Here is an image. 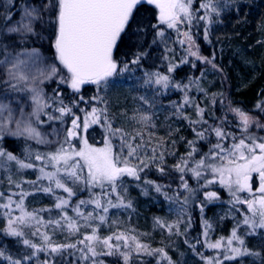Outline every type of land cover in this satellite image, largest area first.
<instances>
[{
  "label": "snow or ice",
  "instance_id": "1",
  "mask_svg": "<svg viewBox=\"0 0 264 264\" xmlns=\"http://www.w3.org/2000/svg\"><path fill=\"white\" fill-rule=\"evenodd\" d=\"M144 3L153 5L157 10L158 25H166L168 29L176 31L178 42L182 46L186 45L187 55L216 67L213 63L214 56L209 59L200 55L192 28L194 22L203 21L204 39L208 41L209 28L214 22L212 17L213 15L218 17L221 13V8L218 7L219 0H202L197 9L193 8V0H35L33 3L20 0L18 7L17 0H6L4 11L0 12V69L3 75L0 85L4 86L2 89L4 99H0V140L7 135L35 140L38 144H51L53 142L45 139L39 130L38 126L44 123L41 120V114L47 115L49 121L54 119L63 121L68 115L73 117L71 128L67 130L63 141L55 142L58 146L54 151L41 153L32 152L26 148L25 159H20L12 152L0 147V168L7 170L5 166L15 162L18 169L36 168L39 172L35 181L19 182L9 175L7 178L9 185H15L20 191L10 192L7 197L0 192V200L5 201L0 203V209L4 210L2 214L6 219L5 233L23 238V245L31 249L30 253L19 259L6 257L9 264H28L33 258H36V264H56V257H63L66 250H73L70 253L73 256L78 252L77 259L81 261V264L88 261L90 264H104L99 257L114 254H118L124 264H130L134 255L141 254L158 256L157 264H161V261L174 264L163 248L153 249L141 243L138 236L131 234L134 230L117 232L106 237H100L98 234L99 226L107 222L110 208L132 207L131 201L126 200L127 189L122 183L125 176L139 181L141 173L152 165H156L160 173L165 172V153L161 150L163 144L154 143V133L149 131L150 128L155 127L153 114L137 110L130 119L140 125L139 130L133 129L129 132L121 127L114 128V118L109 112L107 100L100 95H94L91 100L99 101L104 107L93 106L91 111L85 112L83 129L87 130L91 124H103L107 131L104 146L93 147L86 138H82V146L76 149L71 139L78 135L81 118L72 112V107L64 104L59 90H54V94L48 96L41 87L45 81L58 77V83L68 85L74 93H79L82 86L86 84L95 85L100 92L107 90L111 77L134 71V67L140 64L147 53L137 52L131 60L118 62L114 57V50L122 37L133 29V25H137L133 31L134 35L140 31L137 14ZM14 8L19 12L18 19L15 18ZM200 10H204L203 15H197ZM48 25L54 27L52 46L55 49V60L62 69H66V74H62V69L58 68L57 64L47 63V58L39 48L25 46L29 43V37L40 36L44 39L43 31ZM158 25L153 27L156 28ZM37 26L40 27V32H37ZM182 26H187V30L182 31ZM156 35L163 38L164 29L160 28ZM186 62V59L181 60V63ZM176 67V64L170 63L168 74L145 71L143 86L166 90L172 85L185 92L183 103L173 102L172 106L176 114L188 120L196 139L187 141L190 151L181 156L172 166L181 173V188L189 194H194L195 190L190 188L184 179V175L190 172L198 182L201 179L204 180L201 188L219 183L221 187L228 190L232 198L230 203L234 207L246 205L247 208L242 221L237 223L226 239L221 238L210 242L208 233L211 225L204 221L203 244L208 249L217 250V254L212 257L197 254L201 255L204 264H224V261H235L243 257H257L264 264V252L250 249L245 240V236L254 235L257 230H264V136L249 132L253 124L258 129L264 130V124L239 108L230 109L239 117L237 125L239 135L226 130L225 124L229 123L226 117L218 118L220 119L218 124H209L205 118L206 109L195 103L187 94L191 84L197 82L173 85L169 74ZM198 90L203 91L199 88ZM25 93L28 94L31 112H25L26 102L19 96ZM10 95L12 99H8ZM139 99L143 104L148 105L149 109L152 108L153 103L148 98L140 96ZM80 101H84L83 96L80 97ZM212 102L214 104L215 100L213 99ZM13 103L16 104L15 108ZM76 103L73 102V104ZM189 105L194 106L196 119L183 115V109ZM256 107L264 112V103L257 104ZM49 108L58 112L59 115L49 114L46 111ZM81 111L85 110L81 109ZM212 136H215L216 143L211 144L207 152L200 154L195 146L197 141L209 140ZM113 139H117L119 144H114ZM228 140L232 142L225 146ZM65 144L68 147H65ZM198 155L199 159L196 158ZM49 167L51 171L47 170ZM253 173L258 174L260 181L259 187L255 190L251 184ZM208 175L212 178L207 179ZM44 180L48 181L47 186L43 185ZM65 181L71 182L73 186L84 185L90 193V198L79 200L74 207L71 206V198L76 195V192L73 187H68ZM22 183L32 185L36 191L52 195H55L57 189H62L67 194V198L56 196L54 205L60 210L59 218L45 221L40 216L41 212L50 211V209L28 211L25 207V199L31 193L23 190ZM144 183L154 187L158 193L166 187L150 180H145ZM37 185L39 187H36ZM94 188H99L101 191L94 192ZM242 193L248 195L242 198ZM163 194L170 201L177 200L179 196V193L176 196H169L167 192ZM17 196L19 199H14ZM204 196L207 201L219 199L218 193L214 191H205ZM189 200L190 196H185L181 207L187 205ZM87 206H93V208L85 214L81 209ZM68 207H72L75 218L68 215L66 211ZM203 207L204 205L201 204V212ZM16 210L19 211V215H14ZM180 223L181 221L167 224L159 218L156 220L157 226L167 228L170 233L175 228L177 235L182 234L179 231ZM93 224L96 226L93 227ZM241 225L248 230L245 236L238 234ZM22 226L34 228L32 236H39L40 243L24 238ZM82 226L90 228L91 232L85 234L83 239L76 243H57L47 231L49 228L53 233L56 230H65L69 235H73L79 233ZM42 228L45 230L41 231ZM185 243L188 241L185 240ZM200 243L201 241L197 239L196 244ZM190 246L195 252L196 245ZM98 247L106 251L99 252ZM42 252L47 254L44 260H40L38 256ZM0 256H4L3 251H0Z\"/></svg>",
  "mask_w": 264,
  "mask_h": 264
},
{
  "label": "trees",
  "instance_id": "2",
  "mask_svg": "<svg viewBox=\"0 0 264 264\" xmlns=\"http://www.w3.org/2000/svg\"><path fill=\"white\" fill-rule=\"evenodd\" d=\"M19 2L20 0H17V7ZM27 2L33 3L35 0H27ZM201 2L202 0H193V8H199ZM5 4L6 0H0V12L4 11ZM13 11L16 13L15 18L18 19L19 12L16 8H14ZM230 11L231 16L227 13V16L223 19L220 17V20L225 21L230 19L235 23L230 25L231 27L226 24V30L223 32L221 37L213 33V23L209 28L208 41L204 39L203 21L194 22L192 28L196 45L199 46L200 55L208 57L209 59L213 56L215 57L213 63L216 67L214 68L212 64L187 55L185 51L186 45L182 46L178 42L176 31L168 29L166 25H158L157 10L153 5L144 3L139 8V12L137 14V19L140 21V31L134 35L133 31L137 25H133V29H130L128 33L122 37L121 42L114 50V57L118 62H126L131 60L133 55L137 52H145L147 55L141 60L138 66L134 67V71L125 72L122 75H124L125 78L131 77L143 80L145 71H158L162 74H168L167 70L170 63L177 65L175 70L169 74L172 78L173 85L175 83L188 85L190 81H195L194 78L198 75L200 76L202 73L203 78H209L205 74L210 77L211 74H214V78L211 77V82L209 83H205V80L201 79V89L205 92L199 94V92L190 88L187 94L194 100L195 103H198L201 107L206 109L205 118L208 120L209 124H218L220 119L226 117L229 122L225 124L226 130L239 135L240 131L237 127L238 122L232 121V116L227 113L228 106L230 105L234 108L236 107L243 111H247L257 106V104L264 103V0H242L239 5L238 12H235L233 8ZM203 14L204 10H200V12L197 13V15ZM153 25H158V27L154 28ZM160 28H163L165 34L169 36L171 47L170 51L162 46L159 37L156 35V32ZM181 30H187V26H182ZM40 31V27H37V32ZM43 36L45 37L44 39H41L40 36L29 37V43L25 46L29 48H39L44 57L47 58V63H55L58 68L62 69V66H60L58 61L55 60V49L52 46L54 41V27L52 25H48L46 30L43 31ZM182 59H186L187 62L181 63ZM193 64H195V67H193ZM217 71L224 73L225 78L227 79L226 86L222 85V79L217 75ZM62 74H66V69H62ZM118 76H120V74L111 77L109 79L107 90L100 92L97 91L95 85L86 84L82 86L79 93H74L68 85L59 84L58 77L53 80L45 81L41 85L44 92L48 96H52L54 94V90H59L64 100V104L72 107V112L81 118V126L77 130L78 135L71 139V143L76 149L82 146V138H86L88 143L94 147V145L100 146L104 142L107 135V131L103 124H91L87 130L83 129L85 112L91 111L93 106L97 108L104 107V105L99 101L91 100V97L94 95H100L107 100L109 112L114 118L113 127H120L117 124L116 106L113 104L112 95V79H115V77ZM2 78V69H0V79ZM203 83L205 84L203 85ZM3 87V85H0V99H4L2 94ZM147 88H149L152 94L154 105L161 104L164 108L163 113L159 115V120H156L155 122L157 128L153 127L152 129L154 131L153 139L156 140L155 143L163 144V148L161 150L165 153V172L163 174L160 173L157 170L156 165H152L150 168L145 169V172L141 173V179L139 181L125 176L122 181L123 185H125L128 180H130L131 183H136L134 185L131 184L132 188L129 193L131 196L130 199L133 203L132 207L110 208L107 214V222L99 226L98 232H100V237H106L113 235V233L129 232L134 230L131 231V234L138 236L141 243L147 244L153 249L163 248L168 253L169 257H171L174 264H198V261L201 260V255L197 254L195 256V253L204 254L201 250L202 244H196L197 239L202 241L200 238V232L202 230L200 216L201 204L204 205V217L209 216L211 222H214V220L219 217V215L215 214V211L218 207L221 208L222 204L215 201L209 203L206 199L204 200L205 188L198 190V192L195 193L193 200H191L190 197L189 203L183 206L186 210V215L184 217L186 218L187 225H189V218L191 221L190 230L183 235L184 242L179 240V235L176 234L175 228H173L170 233L167 228H161L156 225L157 218L167 224H174V210L178 209L177 207L181 208V202L183 201L181 198L188 195L186 194L187 192L181 188V173L177 172L172 167L175 161H173L171 157L183 155V151L186 149V144H188L187 141L194 140L196 137L192 128L189 126L188 120H184L183 118L179 119L182 116L176 114L175 109L172 106L173 102H176V104L183 103L185 95L184 90L177 89L172 85H170L166 90H157L156 87ZM19 96L26 99V104L28 103V94H19ZM81 96L84 97L83 102L80 101ZM201 98H204L205 101H202ZM8 99H12V95H10ZM199 99H201V102ZM213 99L215 100L214 104L212 102ZM74 101L77 103L73 104ZM13 106H16V104L13 103ZM30 106L31 104L29 102L27 107ZM81 109H84L85 111H81ZM46 111L52 116L59 115V113L55 112L52 108L46 109ZM183 115L196 119L194 106H186L183 109ZM72 118V116L68 115L64 117L63 121L55 119L49 121L47 115L41 114V120L44 121L41 125L62 123L64 124V135L66 136L67 130L71 128ZM178 119L183 122L180 124V130H177L174 127V123H172V120ZM173 141L175 143H173ZM231 142V140H228L225 146ZM113 143L119 144V141L117 139H113ZM215 143L216 138L215 136H212L209 140L197 141L195 146L199 149L200 154H203L208 151L211 144ZM65 145L68 147L67 144ZM0 147L8 152H12L20 159H25L26 148L32 152L38 151L44 153L54 151L57 146L55 148L54 146L48 147L43 144H38L35 140H25L23 137H12L6 135L2 140H0ZM168 153L173 154L169 155ZM198 157L199 155L197 158ZM26 162L29 161L26 160ZM35 163L39 164V162ZM34 169L35 168L32 169V173H29L31 178L34 176ZM47 170L51 171L52 169L49 167ZM24 175L27 176L26 174ZM191 175L192 174L190 172L185 174L184 179L187 181L190 188L196 190L197 187H200L199 184H201V180L198 182L197 179L193 178ZM208 176L210 177V175ZM145 180L154 181L157 184L164 185L166 187L162 192L158 193L152 186L145 185ZM47 184L48 181L44 180L43 185L46 186ZM26 185L27 183H22L24 191V187ZM142 185L144 189L142 188L141 190ZM215 185L216 184L212 185L213 189ZM6 187L4 186L1 188V192L4 193L5 197H7L10 192L20 191V189L15 187V185H11L9 188ZM73 190L76 192V195L71 198L70 202L73 207L79 200H86L90 198L89 191L82 184L76 187L73 186ZM93 191L99 193L101 190L99 188H94ZM163 192H167L169 196H176L175 194L179 193L181 197L177 200L170 201L165 198ZM64 196L67 198L66 195ZM47 198H49L48 194H46V197L44 195L43 200H48ZM14 199H19V197H14ZM49 200L51 201L52 206L55 202L50 198ZM113 202H115L114 198ZM42 204L43 203H40L38 205ZM70 208L71 207H68V210H70ZM88 208L92 209L93 206L84 207L82 211L87 214L86 209ZM43 214H46V212H43ZM71 214L72 213L70 212L69 216ZM54 215L52 214L51 218L54 219L56 217ZM220 218L221 219L218 221H226L228 219V217ZM82 223L83 222L81 221V224ZM94 226L95 225L93 224V227ZM5 227L6 219L3 214H0V251L4 252V256H0V264H9L6 259L8 256H11L14 259H19L21 256L30 253L31 251V249H28L25 245H23V238L7 235L4 231ZM104 228L105 235L103 236L104 233L102 231ZM90 232V228L82 226L80 232L73 235H69L65 230H56L55 233L51 230L49 233L53 236L54 241L57 243H76L78 240L83 239L85 234H90ZM24 233V238H28L35 243H40V238L32 236L29 231L25 230ZM256 238H258V236L249 238L247 240L248 245H252L251 240ZM185 240H187L188 243H185ZM257 242L258 245L262 244V247H264V236L261 237V241ZM192 244L196 245L195 253H192L188 249V247ZM174 246L178 248V251L175 250ZM179 249H182V252H180ZM97 250L99 252L106 251L100 247H98ZM72 251L73 250H66L63 257L57 256L56 264H81V261L77 259L79 253L77 252L75 256H73L70 255ZM262 252H264V248ZM38 256L40 260H44L47 257V254L42 252L39 253ZM158 259V256H147L143 254L139 256L134 255L130 264H157ZM99 260H102L104 264H124L123 259L118 254L111 256L101 255ZM248 263L262 264L260 263V259H253ZM28 264H36V258H33V260L28 262ZM83 264H90V261L83 262ZM161 264H167V261H161Z\"/></svg>",
  "mask_w": 264,
  "mask_h": 264
},
{
  "label": "rangeland",
  "instance_id": "3",
  "mask_svg": "<svg viewBox=\"0 0 264 264\" xmlns=\"http://www.w3.org/2000/svg\"><path fill=\"white\" fill-rule=\"evenodd\" d=\"M242 2V0H219V7L221 8V13L220 15L217 17L215 15H213L212 19H213V28L212 31L213 33L217 34V36L221 37L223 32L226 30V24L229 25V27H231L230 25L234 24L235 22L231 21L230 19L227 20H220V17H222V19L228 15H230L231 13V9L233 8V10L235 12L239 11V5ZM231 16V15H230ZM223 23V24H221ZM39 27V26H37ZM160 42L162 44V46L164 48H166L168 51H170L171 47H170V39L169 36H167L166 34L164 35L163 38H160ZM207 77L209 78H203L202 75H198L196 78H194V80L197 82L196 84H191L190 88L193 89L194 91L199 92V94L205 92L203 89V91L198 90L202 88V80H205V83H209L211 82V77L214 78V74H211V77L207 74H205ZM217 75L219 77H221L222 79V85L226 86L227 85V79L225 78V75L223 72L221 71H217ZM113 82V88H112V95H113V104L114 106H116V118H117V124L118 126H120L121 128H124L126 131H133V129H140V125L136 124L133 120H131L130 118L137 112V110H143L144 112H148L150 114H153V123L156 127V120H159V115L163 113V106L161 104H156L154 105V101L152 98V94L149 90V88H147V86H143V80H139V78H131V77H127L125 78L124 75L120 74V76L115 77V79H112ZM203 83V85L205 84ZM198 84V87H197ZM195 85V86H194ZM161 90H165V89H161ZM140 96H145L146 98H148L150 100V102L153 103V106L151 109H149L148 105L143 104V102L139 99ZM28 99V98H27ZM202 101H205L204 98H201ZM201 99L200 102H201ZM26 102V99H23ZM29 104V102L26 104ZM14 108L16 106H13ZM25 107V112H31V106L30 107ZM234 107L232 106H228L227 108V113H229L232 116V121L234 122H238L239 124V117L236 113L230 111V109H232ZM236 108V107H235ZM30 111H28V110ZM246 112L249 116L257 118L261 124H264V112H262L259 108H257L256 106L253 107L252 109H249ZM179 119H182L179 118ZM172 120V123H174V127L177 130H180L181 126L180 124H182L183 122L180 120ZM186 120V119H184ZM184 126V125H183ZM39 130L42 133V135L44 136L45 139L52 141L53 143L51 144H43L46 145L48 147H52L54 146V148L56 146H58L57 143H55L56 141H63L64 140V124L62 123H55V124H50V125H39ZM154 127V128H155ZM185 127V126H184ZM157 128V127H156ZM149 131H151L152 133H154L153 129L150 128ZM249 132L252 134H257L259 136H264V130L258 129L255 124H253L250 128H249ZM147 138V137H146ZM153 142L155 143L156 140L153 139ZM104 146V142L100 145V146H96L94 145V147H103ZM66 147V145H65ZM80 148V147H79ZM78 148V149H79ZM188 151H190L189 145L186 144V149L183 151V155H185ZM149 154H151L149 152ZM183 155L180 156H172L171 159L174 162L173 165H175L179 158ZM197 158V157H196ZM199 159V157L197 158ZM7 170H5V168H0V192H1V188L2 187H6L9 188L10 185L8 183V176L11 175L13 180L15 181H19V182H25V181H35L37 179V176L39 175L38 170L35 168L34 172H33V178H31L29 176V173H32V169H18V167L16 166L15 162H11L9 165L5 166ZM15 168V169H14ZM86 171V169H85ZM24 174H26L27 176H25ZM193 178H195L193 175H191ZM128 178H132V177H128ZM211 175L210 177L207 176V179H211ZM7 179V180H6ZM133 179V178H132ZM43 183V182H42ZM65 183L67 184L68 187H73V185L71 184V182L65 181ZM131 184H136L135 182L131 183L130 180H128L126 182L124 186V188L127 189L126 192V200H130L131 201V196L129 195L132 185ZM204 184V180L202 182L201 179V184L200 187H197L196 190L194 191V194H188L187 196L191 197V200H193V197L195 196V193L198 192V190L202 189L201 185ZM215 184H219V183H215ZM141 185V184H140ZM198 185V183H197ZM196 185V186H197ZM214 185V184H212ZM212 185H209L205 188V191H209V192H217L219 193V199H214L211 201H208L209 203H211L212 201L215 202H219V204H222L221 208L218 207L215 211L216 215H219V217H217L216 220H214V222L210 221L209 216L204 217L205 213L204 211L200 213L201 216V234H200V238L202 239L201 241V250L203 251L204 254H202L204 257H212L215 256L217 254V250H213V249H208L204 246L203 241L205 239L203 232H204V221H207L210 225L211 228L209 230L208 233V240L210 242H215L221 238H228L231 234L232 229L237 225L238 222L242 221L243 219V214H245L247 212V208L246 205H236L235 207L233 206L232 203H230L231 201V197L228 193V190L226 188H221V190L219 191H215L212 187ZM220 185V184H219ZM47 186V185H46ZM221 186V185H220ZM36 187H39V185H37ZM76 187V186H75ZM25 191L30 192L31 195H29L28 197H26L25 199V207L28 211H32L34 209H50V211H43L46 212V214H43V212L40 213V216L43 217V219L45 221L49 220V219H53L52 214L54 216H56L54 219L59 218V216L61 215L60 210L56 209L54 207L55 203H56V196H62L65 198L64 195L67 196V194L62 190V189H57L55 195L52 194H48V193H44L42 191H36L35 188L28 184L24 187ZM143 188V185L141 187V190ZM144 189V188H143ZM154 189V187H153ZM155 190V189H154ZM46 194H48V197L52 200H54V204L51 206V201L49 200V198H47L48 200H43V197ZM122 194H125L122 192ZM177 195V194H175ZM248 194L247 193H242L241 196L246 197ZM181 196L179 195L178 198H180ZM185 196H183V198H181L182 200L184 199ZM204 200H205V196H204ZM4 200H0V203H4ZM40 203H43L42 205H38ZM132 203V201H131ZM133 204V203H132ZM178 209L174 210L173 213V217H174V223H176L177 221H181L180 225H179V231L180 233H182L181 235H179V240L184 242V234H186L189 230L190 227L189 225H187V221L186 218L184 217L186 215V210L184 208H180L177 207ZM84 208L81 209V211ZM3 209H0V214L3 213ZM66 211L68 213V215L70 214V212L72 213L70 216H72L73 218H75V213L72 211V207L70 208V210H68V208H66ZM87 212L92 211V209H86ZM53 212V213H52ZM52 213V214H51ZM182 213V214H181ZM99 214H103V213H99ZM14 215H19V211L16 210L14 212ZM220 217H228V219L226 221H218L221 218ZM191 222V221H190ZM218 222V223H216ZM96 226V224H94ZM102 225V224H101ZM100 225V226H101ZM94 226V227H95ZM23 227V231L25 232V230L29 231L30 234H32V232L35 230L32 227H27V226H22ZM220 227H223L224 230H220ZM45 229H41V231H44ZM52 229H47L48 232H50ZM247 228L243 225H241V227L238 229V234L241 236H245V233L247 232ZM105 235V228L102 231ZM100 232H98L99 234ZM264 230H257V232L254 235H247L245 236V240H246V244L248 246L247 240L252 237V236H258V237H262ZM50 234V233H49ZM51 235V234H50ZM261 235V236H259ZM100 236V234H99ZM36 238H40L39 236H34ZM105 237V236H104ZM249 247V246H248ZM175 250L178 251V248L176 246H174ZM251 248V247H249ZM188 249L192 252L195 253L191 246L188 247ZM182 249H179L180 252ZM197 255V252L195 253V256ZM253 259H257V257H243V258H238L235 261H224V264H247L248 262H250ZM198 264H204V260L201 258V260L198 261ZM249 264V263H248Z\"/></svg>",
  "mask_w": 264,
  "mask_h": 264
},
{
  "label": "flooded vegetation",
  "instance_id": "4",
  "mask_svg": "<svg viewBox=\"0 0 264 264\" xmlns=\"http://www.w3.org/2000/svg\"><path fill=\"white\" fill-rule=\"evenodd\" d=\"M259 183H260V181H259L258 174L253 173L252 179H251V184H252L253 190H255V189H257L259 187ZM221 188L222 187L219 184H216L214 186V190L215 191H219V190H221ZM220 230L223 231L224 228L223 227H220ZM252 237H250V238H252ZM251 241H252V243H251L252 245H250V246L248 245L249 247H251L250 249H253V250H257V251H261L262 252V250H263L264 247H262V244L261 245H258V242H257V241H261V237H258L256 239H252ZM253 244H254V246H253ZM259 259L257 258V259H254V260H259ZM260 263H262L261 259H260Z\"/></svg>",
  "mask_w": 264,
  "mask_h": 264
}]
</instances>
